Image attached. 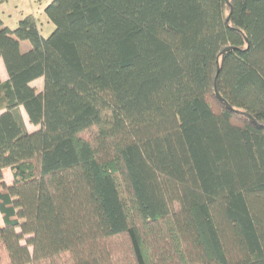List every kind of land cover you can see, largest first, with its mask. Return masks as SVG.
Masks as SVG:
<instances>
[{
  "label": "trees",
  "instance_id": "16d2710c",
  "mask_svg": "<svg viewBox=\"0 0 264 264\" xmlns=\"http://www.w3.org/2000/svg\"><path fill=\"white\" fill-rule=\"evenodd\" d=\"M43 12L0 20V264H264V0Z\"/></svg>",
  "mask_w": 264,
  "mask_h": 264
},
{
  "label": "rangeland",
  "instance_id": "374dc122",
  "mask_svg": "<svg viewBox=\"0 0 264 264\" xmlns=\"http://www.w3.org/2000/svg\"><path fill=\"white\" fill-rule=\"evenodd\" d=\"M20 3L23 5V7L26 10L23 12L24 16H26V12H28L27 10H30V12H35L36 4H33V2H30V4H29L28 0H7L5 2L7 7L14 9V10H15L16 6L20 7ZM0 18H3V17H0ZM38 19H39L38 21L40 24L39 26L42 27L41 35L44 38H46L52 32V30L54 29V26L51 24V22H47L48 19L46 18V16H42V15L38 16ZM7 26L13 30L16 28L17 23L15 24V21L13 20L12 22H7ZM26 45L29 46L28 43H26V42H24V44H22V46H21L22 50H25L27 48ZM0 79H1V81L7 80V75H6V72L4 70L1 59H0ZM42 83H43V80L39 79V80L34 81L31 84V86L34 87L37 91H41L42 90ZM21 113H22V117H23V120L25 122L27 130L29 132L35 131L37 128L32 126L31 124H29L27 116L22 109H21ZM4 178H5L4 180L7 184H9L11 182V175H10L9 171L6 172ZM0 225H2L1 217H0Z\"/></svg>",
  "mask_w": 264,
  "mask_h": 264
},
{
  "label": "crops",
  "instance_id": "0c3cea01",
  "mask_svg": "<svg viewBox=\"0 0 264 264\" xmlns=\"http://www.w3.org/2000/svg\"><path fill=\"white\" fill-rule=\"evenodd\" d=\"M6 1L7 0H0V17H3V18H0V20L2 21L4 26L8 27L7 22H12L14 20L15 24H16V23H18L19 20H21L23 17H25L23 12L26 10L21 3H20V7L16 6L15 10L11 9V8L6 6V4H5ZM50 1L51 0H28L29 4H30V2H33V4H36V10H35V12H30V10H27L28 12H26V16L32 14L37 19H38V16H41V15L45 16L43 11H44L45 7L50 3ZM39 29L41 32L42 27L39 26Z\"/></svg>",
  "mask_w": 264,
  "mask_h": 264
},
{
  "label": "water",
  "instance_id": "95a60500",
  "mask_svg": "<svg viewBox=\"0 0 264 264\" xmlns=\"http://www.w3.org/2000/svg\"><path fill=\"white\" fill-rule=\"evenodd\" d=\"M217 62H218V61H217ZM215 92H216V95H217L218 99H221L220 96H219V94H218V92H217V88H216V86H215Z\"/></svg>",
  "mask_w": 264,
  "mask_h": 264
}]
</instances>
